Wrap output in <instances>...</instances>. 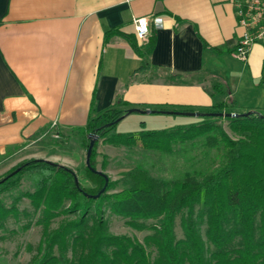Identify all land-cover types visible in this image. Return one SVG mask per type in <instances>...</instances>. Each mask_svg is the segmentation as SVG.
I'll return each mask as SVG.
<instances>
[{
    "label": "crops",
    "instance_id": "0c3cea01",
    "mask_svg": "<svg viewBox=\"0 0 264 264\" xmlns=\"http://www.w3.org/2000/svg\"><path fill=\"white\" fill-rule=\"evenodd\" d=\"M243 31L234 0H0V162L120 99L264 113V47L237 58Z\"/></svg>",
    "mask_w": 264,
    "mask_h": 264
},
{
    "label": "trees",
    "instance_id": "16d2710c",
    "mask_svg": "<svg viewBox=\"0 0 264 264\" xmlns=\"http://www.w3.org/2000/svg\"><path fill=\"white\" fill-rule=\"evenodd\" d=\"M151 39L154 46L155 37ZM117 104L136 106L123 99ZM227 106L221 100L200 111L218 112ZM125 111L116 104L101 111L93 109L87 123L74 128L86 149L97 135L92 166L96 167L100 137L127 146L140 142L143 148L168 153L175 143L205 137L207 145L224 148L223 162L202 176L187 172L172 179L136 166L124 173L128 186L108 192L114 184L109 178L100 192L105 175L87 165L86 175L94 186L77 184L73 168L59 162L35 157L21 161L0 178V194L19 183L25 173L35 174L36 187L25 194L33 206L42 209L39 222L44 229L38 253L27 264H264V113L226 116L238 135L232 137L216 123L219 116L212 114L172 128H150L141 121L136 132L112 131ZM106 204L138 228L144 227L138 219H158L152 225L155 232L147 236L156 246L155 257L151 258L140 240L109 231ZM9 211L0 206V218ZM181 211H185L181 219L184 236L178 238L175 220ZM61 212L72 216L50 228L52 218ZM202 221L206 223L205 235Z\"/></svg>",
    "mask_w": 264,
    "mask_h": 264
},
{
    "label": "rangeland",
    "instance_id": "374dc122",
    "mask_svg": "<svg viewBox=\"0 0 264 264\" xmlns=\"http://www.w3.org/2000/svg\"><path fill=\"white\" fill-rule=\"evenodd\" d=\"M145 105L146 103H137L136 106H127L125 109L127 111L132 107L143 108ZM149 105V109L159 108L162 110L200 111L211 108L204 107L205 105L187 104L179 107L171 104ZM232 107L233 105H229V108L223 111H229ZM234 109V112H242L238 106ZM128 114L119 120L112 131L136 132L141 128V121H145L146 127L150 128H172L177 125L200 121L203 118L201 115L168 112L133 111ZM216 123L221 124L232 137L238 136L231 130L226 116L217 117ZM80 143L81 137L78 130L61 137L49 135L44 141L31 148L28 156L24 155V157H15L10 161H1L0 178L21 161L35 157L46 158L72 167L81 183L86 186H94L95 184L87 177L85 171L87 149ZM79 144L81 145L80 155L77 154ZM97 152L96 168L103 170L114 181L108 192L128 186V182L123 178L124 173L136 166L147 168L154 176L172 179L182 177L187 172L202 176V174L216 169L224 160V148L207 145L205 137L175 143L173 151L170 153L143 148L140 142L132 146L112 144L100 137ZM39 154L44 157H36ZM0 160H2L1 157ZM34 177V173L27 172L19 183L0 194V206L10 210L5 218H0V264H27L38 253V246L44 229L43 223L39 222L42 219L43 211L33 206L31 199L25 194L35 189ZM199 207L197 204V211ZM184 213L185 211H181L176 215L175 232L178 238L184 236L181 224ZM71 216L61 212L52 218L50 228L57 227ZM104 217L110 232L129 235L140 240L147 247L151 258L156 256V246L152 240L147 239V236L155 232L152 225L157 224L158 219H138L144 224L143 228H138L131 224L128 217L113 213L108 204L104 208ZM205 229L206 223L202 221L201 230L204 235Z\"/></svg>",
    "mask_w": 264,
    "mask_h": 264
},
{
    "label": "built area",
    "instance_id": "2783aa9c",
    "mask_svg": "<svg viewBox=\"0 0 264 264\" xmlns=\"http://www.w3.org/2000/svg\"><path fill=\"white\" fill-rule=\"evenodd\" d=\"M238 23L244 28L237 45L233 51L234 55L246 60L255 43L264 47V0H234ZM157 26L162 25L159 17L154 19ZM135 32L139 39H144L150 33V19L142 15L135 18ZM58 137V133H54Z\"/></svg>",
    "mask_w": 264,
    "mask_h": 264
},
{
    "label": "water",
    "instance_id": "95a60500",
    "mask_svg": "<svg viewBox=\"0 0 264 264\" xmlns=\"http://www.w3.org/2000/svg\"><path fill=\"white\" fill-rule=\"evenodd\" d=\"M133 111L154 112L156 110L155 109L140 108V107H132V108H129L127 111H125V113L121 117H119L118 120H121L126 114H128L130 112H133ZM161 111L162 112H166V113L168 112V113L191 114V115H205V114L209 115V114H212V115H216V116H242V115H249L252 112H255V111H243V112H234V111L200 112V111L176 110V109L175 110H161ZM96 137H97V135H93V137L90 139V143H89V145L87 147V150H86V165L88 167H90V169L92 171H95V172H98V173H102V174L105 175L106 182H105L104 187L100 191V192H102L106 188V185H107V182L109 180V177L104 171H102L101 169H98V168H96V167L91 165L90 157H91V153H92V149H93ZM75 181H76L77 184H79V179H78L76 174H75ZM100 192L97 193L96 195L100 194Z\"/></svg>",
    "mask_w": 264,
    "mask_h": 264
}]
</instances>
